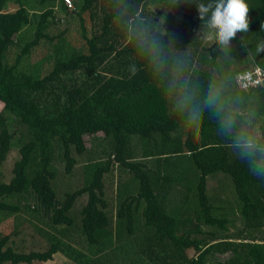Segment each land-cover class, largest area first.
Segmentation results:
<instances>
[{
  "label": "trees",
  "instance_id": "obj_1",
  "mask_svg": "<svg viewBox=\"0 0 264 264\" xmlns=\"http://www.w3.org/2000/svg\"><path fill=\"white\" fill-rule=\"evenodd\" d=\"M246 2L248 30L237 31L229 43L241 40L245 49L232 46L217 55L214 26L187 0H82L78 11L63 0H0V105L25 128L16 129L23 141L20 157L5 182L1 166L14 133L0 114V214L20 209L11 198L32 195L28 209L63 226L70 241L79 232L96 255L115 239L143 233L148 242L138 245L132 264H264V176L254 175L264 168V82L246 90L236 80L254 66L264 71V49L256 50L264 44V0ZM36 3L40 9L31 12L28 7ZM152 5L165 10L162 17ZM55 9L78 18L83 49L64 50L60 44L52 68L41 75L42 63L32 71L21 62L52 38L45 29L48 18L59 20ZM30 14L34 33L22 40ZM241 54L244 62L238 65ZM212 93L222 103L207 104ZM225 115L235 117L231 129L221 126ZM85 134L107 140L110 153L94 163L82 187L60 199L52 182L54 147L70 172L76 164L72 151L88 150ZM133 135L145 146L142 159L131 154ZM238 135L260 147L249 156L243 142L236 143ZM151 141L154 149L147 145ZM114 162L137 182V192L119 199L111 217L104 175ZM215 172L230 176L241 203L244 226L234 237L219 233L228 231L230 219L207 195V177ZM177 184L183 190L169 197ZM191 192L199 210L186 208L190 197L184 194ZM85 194L78 210L76 200ZM9 237L0 234V264L46 262L56 253L88 264L71 242L54 238L45 250L22 252L8 245ZM226 253L224 260L215 257Z\"/></svg>",
  "mask_w": 264,
  "mask_h": 264
},
{
  "label": "rangeland",
  "instance_id": "obj_2",
  "mask_svg": "<svg viewBox=\"0 0 264 264\" xmlns=\"http://www.w3.org/2000/svg\"><path fill=\"white\" fill-rule=\"evenodd\" d=\"M81 4L82 0H72L73 8L76 11L80 9ZM30 6L31 7L28 8L31 12L38 11L41 7L37 3ZM152 8L154 9V11H156L155 13L157 16H163L165 12L163 8L157 5H152ZM9 9H13L12 6H10ZM54 15L59 20L56 23L55 21H53V19H51V17L48 18L47 29H45V33L52 38L41 41L37 48H34L31 53L21 62V65L28 67V69H31L32 71H34V66L42 63V67L40 68L41 75L47 73L52 68L55 59L54 51L60 44L64 46V50L76 48V50L79 51V49H83V41L80 36L78 18L73 14H61L57 9H55ZM34 26L35 19L34 16L30 14V25L28 24V26L25 27L21 32L22 40H24L25 38L28 39L33 35ZM212 42L213 40L211 39L207 42L209 47H213V45H211ZM232 46L238 48L240 51H243L245 49V44L241 40H238L235 44L232 43L231 46L229 44V46L227 47H230L229 52H231ZM227 48H224L222 46L216 47L217 55L222 53V51ZM18 50L19 48L15 47L14 51L10 53L8 57L10 62L14 61V57ZM243 62L244 57L241 54L238 59V65ZM0 114H3V116L6 117L10 131L14 133V136L11 140L10 151L1 166L2 179L3 181L8 182L13 176L12 168L14 162L20 157L19 148L21 143L23 142H20V140L18 139L17 132L24 131L25 128L22 124H18L17 120H15V116H13L8 111H4L1 105ZM17 128H19L20 131L16 130ZM173 134L177 135V132H173ZM97 135L101 136L102 133L99 132ZM28 138L29 137L26 136L23 139L24 141H26ZM83 138L85 146L86 148H88V150L81 154L76 153L75 150L72 151V155L76 159V164L73 166L70 172H65V163L60 154V149L58 147H54L51 165L55 171V178L52 182L60 199L64 196V193L66 191H71L73 189L82 187L87 180L88 173L94 166V163L107 160L108 154L110 153V146L107 140L94 138L93 136L86 134L83 135ZM159 144L160 140H158L157 146H159ZM147 145L153 148L154 142L151 141L147 143ZM144 148L145 146L138 138V136L133 135L131 137L130 150L131 154H133V156H136L135 159H142L140 155L143 153ZM153 159L154 158L147 160L149 161L150 165L153 164ZM104 181L105 192L110 200L108 210L109 213H111L112 217L113 213L116 210V207L119 204V201L126 194L137 192V182H135V180L127 170H125L122 166H119L115 162L113 163L110 172L104 175ZM206 186L210 203L218 207L217 212L223 211L224 215H228L230 219V222L227 223L228 231L224 232L223 230H219V233H229V235L233 234V237L236 236L235 234L238 230L243 228L244 223L240 214L241 203L236 195L234 185L230 176L222 172H215L207 177ZM178 190H183L181 184H177L176 187L168 193L169 197L172 198L171 193L178 195ZM183 192L185 193V191ZM187 194L190 197V200L186 208L189 207V209L191 208V210H194L196 208L197 210H199L197 200L194 196L195 194L191 192L184 195L186 196ZM86 197V194L79 197L76 200L75 208H78L79 210L81 205L85 203ZM173 198H175V196ZM168 200V197H164V201L168 202ZM10 201L18 204L20 209L11 214H0V234L8 233L10 235L8 245L13 247L16 251L29 252L32 250H45L49 247L51 241L56 238L65 240L68 243L71 242L78 251L84 252L87 257H85L83 260L88 264H132L137 256L135 251L138 245L141 244V242L145 239L146 234L143 233L141 236L139 234L135 235V237L131 236L130 238H125L122 240L121 238H119L118 240L115 239L113 241V244L110 245V247H107L103 253H98L96 255L93 253L91 246H88L87 241L85 239L83 240L79 238V232L77 234L73 233V238L70 241V239H67L68 234L64 230L63 226H53L43 215L42 211L36 212L32 211V209H28L26 207L27 204H29L31 207L34 204V198L32 195H27V199H25L24 197H20L19 199L11 198ZM75 210V213H77L78 210ZM202 227L205 230L211 229L206 225H203ZM145 241L148 242L146 239ZM187 252L189 256H192L194 254L193 249H188ZM98 256L106 257V259L97 258ZM228 256L229 253L218 254L215 257L217 259L224 260ZM52 258L53 259L46 262L35 260L31 263L21 262L17 264H77L75 262H72L62 253H56ZM4 264L12 263L5 262Z\"/></svg>",
  "mask_w": 264,
  "mask_h": 264
},
{
  "label": "clouds",
  "instance_id": "obj_3",
  "mask_svg": "<svg viewBox=\"0 0 264 264\" xmlns=\"http://www.w3.org/2000/svg\"><path fill=\"white\" fill-rule=\"evenodd\" d=\"M177 2V0H175ZM184 2V0H180ZM187 2L195 3L198 15L206 17L207 23L215 28V37L218 44L224 48L229 46L231 38L237 31L247 32L248 30V4L246 0H187ZM264 49V44L257 45V52ZM201 89L205 88L203 82L198 85ZM222 103V99L217 100L214 93L207 96V104L212 105L213 102ZM235 122V117L225 115L220 121L221 126L226 129H231ZM243 142V151L249 156L260 146L253 143L251 139H246L238 135L236 143ZM254 175L264 176V168H257Z\"/></svg>",
  "mask_w": 264,
  "mask_h": 264
},
{
  "label": "built area",
  "instance_id": "obj_4",
  "mask_svg": "<svg viewBox=\"0 0 264 264\" xmlns=\"http://www.w3.org/2000/svg\"><path fill=\"white\" fill-rule=\"evenodd\" d=\"M67 7L71 8L72 0H63ZM236 80L239 83L240 88L250 89L258 85L263 84L264 82V71L258 67L254 66L253 68L244 70L236 75Z\"/></svg>",
  "mask_w": 264,
  "mask_h": 264
},
{
  "label": "bare ground",
  "instance_id": "obj_5",
  "mask_svg": "<svg viewBox=\"0 0 264 264\" xmlns=\"http://www.w3.org/2000/svg\"><path fill=\"white\" fill-rule=\"evenodd\" d=\"M222 57V56H221ZM225 59V58H224ZM228 60V59H227ZM206 86V85H205ZM211 86V85H210ZM208 87V86H207ZM206 88V87H205ZM10 226V225H9ZM52 245H53V243H52ZM62 252V251H61Z\"/></svg>",
  "mask_w": 264,
  "mask_h": 264
},
{
  "label": "water",
  "instance_id": "obj_6",
  "mask_svg": "<svg viewBox=\"0 0 264 264\" xmlns=\"http://www.w3.org/2000/svg\"><path fill=\"white\" fill-rule=\"evenodd\" d=\"M262 52H263V49H262V51H261V54H262Z\"/></svg>",
  "mask_w": 264,
  "mask_h": 264
}]
</instances>
